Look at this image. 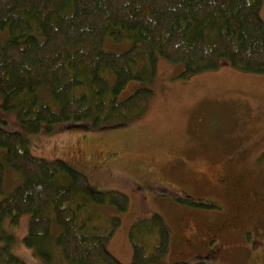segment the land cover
Segmentation results:
<instances>
[{"label":"trees","instance_id":"16d2710c","mask_svg":"<svg viewBox=\"0 0 264 264\" xmlns=\"http://www.w3.org/2000/svg\"><path fill=\"white\" fill-rule=\"evenodd\" d=\"M261 1L0 0V110L15 113L26 135L0 124V264H24L9 250L6 223L16 227L25 214L24 244L45 262L53 264L48 248L58 247L73 264H122L105 248L120 220L101 207L124 212L127 195L92 189L62 159L32 156L28 135L136 120L153 90L123 92L153 79L159 58L181 64L183 78L223 65L264 74ZM107 35L129 40L127 49H103ZM4 166L23 178L6 195ZM128 237L130 264H162L169 232L159 214L133 225Z\"/></svg>","mask_w":264,"mask_h":264},{"label":"rangeland","instance_id":"374dc122","mask_svg":"<svg viewBox=\"0 0 264 264\" xmlns=\"http://www.w3.org/2000/svg\"><path fill=\"white\" fill-rule=\"evenodd\" d=\"M258 10L264 21V0ZM128 45L107 35L103 49ZM181 70L159 58L153 79L127 85L126 95L140 86L153 90L147 113L136 120L28 135L31 155L62 159L92 189L127 195L124 212L101 207L104 217L120 220L105 248L122 264L131 262L130 228L155 213L169 232L162 264H264V74L223 65L177 77ZM1 120L4 130L26 136L15 113L0 110ZM3 180L6 195L23 178L4 166ZM28 220L25 214L16 227L6 223L9 250L24 264H49L24 244ZM48 250L53 264H73L60 248Z\"/></svg>","mask_w":264,"mask_h":264}]
</instances>
